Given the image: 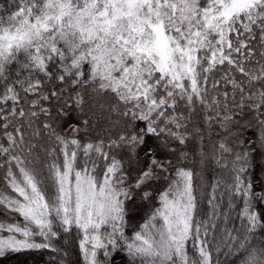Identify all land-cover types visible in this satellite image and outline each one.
Masks as SVG:
<instances>
[{
    "label": "snow or ice",
    "instance_id": "snow-or-ice-1",
    "mask_svg": "<svg viewBox=\"0 0 264 264\" xmlns=\"http://www.w3.org/2000/svg\"><path fill=\"white\" fill-rule=\"evenodd\" d=\"M264 264V0L0 9V264Z\"/></svg>",
    "mask_w": 264,
    "mask_h": 264
},
{
    "label": "trees",
    "instance_id": "trees-1",
    "mask_svg": "<svg viewBox=\"0 0 264 264\" xmlns=\"http://www.w3.org/2000/svg\"><path fill=\"white\" fill-rule=\"evenodd\" d=\"M12 5H13V1L0 0V9H3V14H7V12L12 10ZM13 264H15L14 261Z\"/></svg>",
    "mask_w": 264,
    "mask_h": 264
},
{
    "label": "rangeland",
    "instance_id": "rangeland-1",
    "mask_svg": "<svg viewBox=\"0 0 264 264\" xmlns=\"http://www.w3.org/2000/svg\"><path fill=\"white\" fill-rule=\"evenodd\" d=\"M9 1H13V0H9Z\"/></svg>",
    "mask_w": 264,
    "mask_h": 264
}]
</instances>
